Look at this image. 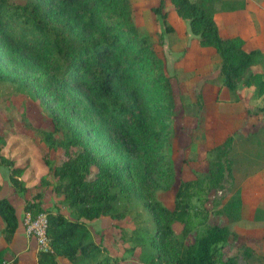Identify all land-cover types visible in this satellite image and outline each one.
<instances>
[{"label": "trees", "instance_id": "16d2710c", "mask_svg": "<svg viewBox=\"0 0 264 264\" xmlns=\"http://www.w3.org/2000/svg\"><path fill=\"white\" fill-rule=\"evenodd\" d=\"M169 2L188 21L199 45L219 55L220 85L235 101L239 87H253L254 98L260 99L256 111L264 114V52L246 49L240 35L221 36L215 18L219 10L246 9V1ZM162 4L152 10L165 24ZM1 82L39 102L52 130L27 127L47 148L63 151L57 166L43 157L53 178L51 190L61 195L59 203L44 208L38 192L24 204L25 212L47 213L50 247L38 251L37 264H59L60 257L71 264H121L122 258L92 239L88 223L101 216L131 217L134 228H121L114 240L130 242L141 264H237L239 257L243 264H264V255L246 243L222 258V245L237 238L231 224L241 218L238 189L215 212L225 222L208 223L205 197L235 178L229 158L232 136L211 148L205 178L179 182L172 208L158 198L157 192L171 189L175 181L170 155L174 96L153 42L133 19L131 0H0ZM260 136L257 132L246 140ZM4 144L0 136V163L8 168L11 188L24 195L31 180L24 179L29 164L3 155ZM41 183L50 185L45 177ZM2 186L0 177V191ZM140 208L153 224L137 220ZM0 218L1 234L10 243L18 218L6 196L0 197ZM193 231L194 240L187 243Z\"/></svg>", "mask_w": 264, "mask_h": 264}, {"label": "rangeland", "instance_id": "374dc122", "mask_svg": "<svg viewBox=\"0 0 264 264\" xmlns=\"http://www.w3.org/2000/svg\"><path fill=\"white\" fill-rule=\"evenodd\" d=\"M246 9L236 11L219 10L215 18L221 29V36L240 35L246 39V49H258L256 45H262L264 41V0H245ZM133 9V19L142 35L147 36L152 42L154 49L162 60L165 72L171 80V89L174 96V117L172 121L173 143L170 150L172 162L175 167V181L171 189L157 192L158 198L168 207H173L174 194L181 180L205 178L211 169L209 162L211 148L224 142L228 136H232V142L229 158L233 162L234 175L238 172L244 176L247 169L243 168L246 160L247 141L244 134L247 129L235 130L236 126L228 125L222 130L215 131L216 138L213 139L205 125L211 121L213 115L219 111L228 113L226 106L217 108L212 107L215 88L221 82L219 72L220 58L212 47H202L197 42L196 37L190 32L188 21L176 15L169 0H163L162 10L167 12L166 23L164 24L158 14L152 9L158 7L160 0H131ZM167 26L172 30L167 29ZM166 28V31H165ZM204 51L210 53L202 54ZM217 79H219L217 81ZM211 82H210V81ZM239 87L236 90L238 96ZM217 92V91H216ZM224 91L221 93L224 95ZM230 93L231 102H234ZM211 102L206 106L205 102ZM219 101V100H218ZM243 105V102H242ZM253 113H257L254 109ZM228 116V115H227ZM254 117V116H253ZM228 117H224V119ZM252 119V118H251ZM29 123L35 129L52 130V123L49 116L43 111L38 101L32 100L14 90V87L8 82L0 83V136L5 139L2 145V154L8 157L16 158L17 163L27 162L28 170L25 172L24 179L31 180L28 187L31 193L39 192L43 187L53 185L51 170L44 162V155L52 162V166H57L63 160V151L61 149H49L40 140L39 135L27 127ZM237 132V133H234ZM214 136V137H215ZM240 169V170H239ZM96 171L93 168L92 172ZM0 177L4 189L2 195L11 187L7 178L8 168L0 163ZM49 176V183L43 185L41 178ZM240 178V177H239ZM239 178L234 181L229 179L224 182L219 189H213L204 199V204L209 214L208 223L222 224L226 218L216 214V210L228 199L238 187ZM7 185V186H6ZM2 186V187H3ZM12 189V188H11ZM52 191V190H51ZM43 194V192H42ZM18 195V194H17ZM29 195L27 192L26 196ZM49 205L46 207L54 208L59 203L60 194H49ZM18 196L9 199L20 214ZM52 198V199H50ZM199 204V202L196 201ZM201 204V203H200ZM65 213L68 215L69 210ZM140 218L137 220L143 224H153L152 218L146 209L138 210ZM101 220H111L108 217H101ZM124 221V222H123ZM120 221L118 225H125L131 228L133 221L131 217ZM91 223L92 239L104 245L108 253L116 254L122 259H130L127 264H139L134 256V252L129 250L130 242L115 241L114 237L120 235V229L117 225L105 227L102 231L93 230ZM124 227V226H123ZM180 229V225L176 226ZM197 231L188 235L186 241L191 243L194 240ZM238 238L230 237L221 247L222 258L232 255L238 247L243 244ZM62 264H71L67 260ZM241 257L237 259V264H243ZM13 264V263H11Z\"/></svg>", "mask_w": 264, "mask_h": 264}, {"label": "crops", "instance_id": "0c3cea01", "mask_svg": "<svg viewBox=\"0 0 264 264\" xmlns=\"http://www.w3.org/2000/svg\"><path fill=\"white\" fill-rule=\"evenodd\" d=\"M218 27L221 34L220 26L218 25ZM256 47H259L258 49L264 52V41L262 45H256ZM206 52L210 53L209 51H204L202 54L205 55ZM218 80L219 79H217V81ZM220 84L221 82L219 83V86H213L217 92L215 91V94L212 98V103L216 105V107L213 106L212 108L216 110L217 108L221 109V107L226 106L229 111L228 113L221 111L218 113L215 112L213 115L214 117H212L211 121L208 123L209 125H205V129L208 131V133L213 136L214 134H217L215 131H217L219 128L220 130H222V128L226 129L228 128V125L236 126L235 130L240 129L241 127L244 130L247 129L248 133L244 134L245 137L256 134L257 132L261 133L260 138L256 137L253 141L246 140L248 147L246 149L247 152L245 153L246 165L243 167L247 169L245 171V175H239L238 172H236L234 175L237 178L240 177L238 180L239 185L237 189L240 192L242 199V210L241 218L231 224V231L236 233L238 240H241L242 242L252 246L258 254L264 255V114L253 113L254 109H256L260 103L259 98H254L255 96L253 87H241V90H239L238 94V100L231 102L229 89L225 86H221ZM223 91L225 92L224 95L221 94ZM209 103L211 102H205V107H203V109H205ZM224 117H228V119H224ZM222 123L224 124V127L221 128ZM214 136L213 139L216 138V136ZM252 148H254V150H252ZM45 178L49 180L48 175L45 176ZM7 188L8 189L5 191V194L2 195V191L4 189L3 186L0 191V197L6 196L11 199V197H14L15 195L18 196L17 198H20L18 207L21 211L19 214L18 208L15 207L18 218V226L10 243H7L1 234L3 222L0 218V254L4 259V264H37V253L40 249L36 240L33 237L26 235L22 224V218L25 213V201L30 200L38 192L31 193L30 189L28 188L24 195H20L11 189V187ZM27 192H29L28 196H26ZM39 192H43V207L45 208L49 205L48 196L46 197L45 194H49L53 198L54 193L51 191V186L43 187L41 190H39ZM60 199L61 197L59 198V201ZM66 210L67 208H65L64 213ZM101 217L93 219L88 223L90 229L91 223L94 224L93 230L96 232H100L105 227H109L110 225L112 226L113 224L126 230L134 228V223L130 229L126 228L124 224V227L118 225L120 221L126 220V218L117 221L108 217L111 220L110 223L108 220H101ZM134 256H136V259L138 260V250L134 252ZM58 260L59 264H62L64 262L62 260L67 259L60 257ZM129 262H131V258L128 260L127 258H123L121 260V264H127Z\"/></svg>", "mask_w": 264, "mask_h": 264}, {"label": "built area", "instance_id": "2783aa9c", "mask_svg": "<svg viewBox=\"0 0 264 264\" xmlns=\"http://www.w3.org/2000/svg\"><path fill=\"white\" fill-rule=\"evenodd\" d=\"M22 224L26 235L36 240L39 249L47 250L50 247L47 235L48 218L46 212L33 215L27 211L22 218Z\"/></svg>", "mask_w": 264, "mask_h": 264}]
</instances>
